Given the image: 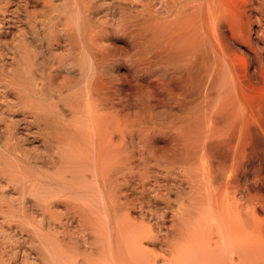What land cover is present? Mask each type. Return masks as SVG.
I'll use <instances>...</instances> for the list:
<instances>
[{"label":"bare ground","instance_id":"bare-ground-1","mask_svg":"<svg viewBox=\"0 0 264 264\" xmlns=\"http://www.w3.org/2000/svg\"><path fill=\"white\" fill-rule=\"evenodd\" d=\"M130 1L126 4L124 1L110 2L107 7L112 13L108 11L110 15L108 12L107 17L103 15L106 19L100 22V27L90 18L93 10H88L96 5L94 0H65L64 13L57 16L58 20L45 21L43 17L46 15L43 14L40 17L43 18L42 30L35 28L32 31L36 36L32 38L38 43L31 42L38 49L36 47L31 52L30 60L27 58L29 62L26 59L29 55L24 56L28 67L23 70L28 69L32 81H28L31 85H26L27 95L39 99L35 104L31 103L33 117L35 115L40 121L43 115H47L42 123L46 130L39 135L42 134V139L53 144L59 152L58 159L54 158L53 152L38 153L36 159L45 161V165L51 162L53 166L69 170V175L58 174L51 182L48 181V185H52L54 190L84 194L89 191L87 187L94 186L101 213L107 220L113 225L126 222L123 233L128 238H124L123 250H127V257L114 255L110 242L109 255H100L102 260L99 264H104L107 259L115 264L159 262L142 247L143 238L152 234L149 235L142 222L129 219L128 210L123 212L126 215L119 211L124 209L123 204L126 208L129 204L130 207L138 205L132 197L128 198L129 194L127 196L123 188L140 189L141 192L147 187L152 188L155 185L150 183L159 181L160 173L162 177H170L171 174L172 180L168 178L170 184L171 181L174 183L173 178L176 180L175 210L169 205L170 198L166 201L174 210L173 219L179 224L181 237L178 238L183 237V240L178 239L177 253L167 261L169 264H264V233L260 235L258 229L256 234L250 232L254 230H250L254 221V228H259L256 220L259 218H254L253 211L251 217L245 215L246 210L243 213L242 204L248 199L244 198L241 204L245 194L239 182L240 158L247 152L253 137L257 136H253V131L260 90L257 91V86L250 81L255 72L249 74L248 64L253 62L248 63L247 57L238 52L243 49H239L243 42L247 44V51L254 49L253 33L261 31L256 38L264 39V14L259 16V24L254 28L240 0H156L155 3L145 0L140 6L135 0ZM114 10L119 12L118 15L113 13ZM119 41L123 44L119 45ZM21 48L19 50H23ZM261 60L262 64L264 61ZM121 64L125 68L120 73ZM257 71V75L264 79V70L259 68ZM73 95H78L75 101ZM43 98H57L56 101L66 98L69 103H61L69 107L65 110L67 114L61 112L64 110H60L61 105L60 108L57 105L47 109L56 101L54 99L50 103L47 100L49 104L46 106L47 101L44 105L41 102L44 100H40ZM48 112L53 117L61 116L58 117L60 121H55L65 122L58 123L61 126L54 130H47L48 120H51ZM38 126L36 128L39 129ZM67 145L69 148L65 153L67 150L63 148ZM67 157L68 161L65 160ZM90 168L94 176L91 175L93 180L89 186L88 182L85 183V171ZM153 173H159L158 179L151 181ZM166 177L162 180L166 181ZM159 183L158 187L164 185ZM157 191L160 190L156 189L155 193ZM119 192L127 198L124 195L125 199H120L122 194ZM162 192L155 196L164 195ZM138 206L140 209L142 205ZM139 211L143 214L142 208ZM174 220L172 222L175 223ZM42 240L45 245V240ZM43 241L40 242L43 244ZM9 243V240L5 242V248ZM62 248L58 252L54 250L60 255V258L56 256L61 264H72L77 256L86 255L85 250L67 255ZM7 250H0V264L22 262L18 245L10 254Z\"/></svg>","mask_w":264,"mask_h":264},{"label":"rangeland","instance_id":"rangeland-1","mask_svg":"<svg viewBox=\"0 0 264 264\" xmlns=\"http://www.w3.org/2000/svg\"><path fill=\"white\" fill-rule=\"evenodd\" d=\"M94 1L96 5L88 9L89 12H92L93 10V13H90V18L92 20L94 19L93 24L94 23L95 25L100 24L101 27L100 22H103L106 19L105 17H107V14L109 12L112 13L111 10H109V8L107 7V5L110 4V2H114L115 4H117L116 1L117 2L121 1L122 3L124 1V3L125 2L129 3L130 0H126V1L125 0H94ZM135 1L137 2L138 6H140L142 2L143 3L146 2L145 0H135ZM151 1H153V3L157 2L156 0H150V2ZM64 3L65 0H0V68H1L0 69V111H1L0 112V248H1L0 250L2 251V249H6V250L8 249L6 252L10 254L14 250V248L18 245L21 248L20 259L22 261V262L19 261L20 263L18 264L21 263L22 264H61V260L59 259L60 255L57 253L58 252L57 250L59 248L61 250L62 247L64 248L65 251H67L66 253L67 255L68 254L75 255L77 250L81 252H84L85 250L84 253V255L86 254L85 257H82L81 255L77 256L74 262H72V264H99V260H102L99 259L101 258L100 255L102 254L105 256L109 255L108 253H109L110 242H112L113 244L114 255H116L117 257H119L120 255L122 257L119 258H124L127 257L125 256V254H128L127 250H123V245L125 240L124 238H128L127 234L123 233V230H125L127 227L126 222H122V224H118V225H113V222L107 220L106 215H104V213L103 214L101 213L103 211L100 209L101 204L100 202H98L99 200H98L97 191L96 189H93L95 188L94 186L93 187L90 186V182H92L93 180L92 177L94 176V174H92L93 173V170H91L92 168L88 169L89 170L88 172L85 171L87 175L85 183L88 182L90 188L89 187L86 188V190L89 189V191L87 190L88 193L85 191V189H83V192H86L87 194L69 192L67 190H63L64 192H66L64 193L62 190L60 191L54 190L52 185H48V181L52 180L54 177H57L58 174L69 175V170L66 168L53 166L54 164L53 163L51 164V162L50 163L48 162L47 165H45L46 164L45 161L42 160L40 161L39 160L40 158L36 159V156H39V154L44 155L47 152L49 153L53 152L52 154L54 155V158L58 159L57 154L59 152L58 150L54 149L55 146L53 144L51 145V143L49 142L46 143L42 139L43 137L42 134L41 136L39 135V133H43V131L46 130L44 126L42 127V123H44L43 120H45L44 116L46 118L47 115H43L45 114L43 113L42 119H40V121L36 120L35 115L33 117L34 114L32 110L33 104L38 102L39 99L36 96L35 98L33 96L34 99L31 97L32 95L28 96L29 95L28 86L32 84L31 83L32 81L30 79L31 76L27 71L28 69L27 70L25 69L26 71L23 70L24 67L25 68L28 67L27 65L25 66L24 56L29 55V57L27 56L26 59L31 58L30 57L31 52L34 49L36 50L37 47L32 43L34 41L36 42V44L38 43L37 42L38 40L36 41V39L35 40L33 39L36 36L34 33L32 34V31H35V28H37L36 30L40 28L39 31L42 30L41 28H43V25L41 24L43 23V18L44 19L46 18L45 21L48 22L50 20L52 21L58 20L57 16L62 15V13H64V9H65ZM47 4L50 5L48 6ZM240 4L244 8V12L246 13L247 18H249L250 20L252 19L251 25L254 28H256L257 25L259 24L257 22V19L259 18L260 15L264 14V0H240ZM57 8L63 10L60 12V9L56 10ZM55 12L57 15L55 14ZM106 12L108 13L106 14ZM113 13H116V15H118L119 12L114 10ZM43 14H45L46 16L40 18L41 16H44ZM48 14L49 16H47ZM52 14L55 15L52 16ZM103 15L106 16L104 17ZM39 22L41 23L39 24ZM34 23L36 24V27H33ZM19 30L21 31V33ZM260 32L261 31H258L257 33H253L252 35L253 44H254V49L252 51L250 52L247 51L248 47L246 46L247 44L244 42L241 44V46H239V49L240 48L243 49L238 50L240 54L247 57L245 58L248 60V63H250V61L253 62V64L251 65L248 64L249 67L248 70L251 71V72L249 71V74L255 72L254 76L252 75V77H250V81L254 86L255 85L257 86L256 87L257 91L260 90V92H258L259 97L257 101L259 106H257V114L255 111L256 121H254V129L256 131V134L255 131H253L254 132L253 136L257 135L258 137L255 136L257 140H255V138L253 137L250 147L246 149L247 152H244L240 158L239 182L242 187V191L244 192L243 194H245L243 195L244 197L242 196L241 198V204L245 201L244 204H242L243 213L245 214L246 212L245 215L247 216L249 215L250 217L255 213L253 215L254 218L256 219V216L257 218H259L256 219L258 221V224L257 222L256 224L260 225L259 228L258 226L256 227V229L254 228L256 226L254 221L253 223L254 227H252L251 225L252 228H250V230L251 229L254 230L251 231L249 230V231L254 234L261 231L260 235H262L264 233V229H263L264 228V79H262L259 76L260 74L257 75L256 73L258 72L257 70H259V68L260 71L264 70V68H262V66L264 67L263 65L264 62H262V64L259 62L261 59H262L261 61H264L263 59L264 39L262 38L258 40L256 38L257 34ZM23 37L24 39L20 40ZM16 39L19 40L20 42L17 41ZM22 41L23 43H21ZM121 43L123 44L122 41H119L118 44L120 45ZM18 44H20L19 47ZM27 44H29V47ZM20 47H22L21 49L23 50H19ZM25 49H27L30 52L27 54L26 52L28 51ZM17 52H19L18 54H21L23 56L18 55ZM244 53L247 55H244ZM252 55H255V57H257L258 59L255 58L254 56L252 57ZM259 56L261 59L259 58ZM19 57H22L24 61L22 58L19 59ZM29 60L27 62H29ZM18 67L20 68V70H18L19 69ZM124 68L125 66L121 64L119 66V72L120 71L123 72ZM14 73H15V78H13ZM255 76L259 77L257 79L258 81L256 80L257 77ZM17 82H19V84ZM23 85L24 86L28 85V86L23 87ZM261 90L263 91L261 92ZM23 92H25L24 93L25 97L23 96ZM74 96L75 98H73ZM76 96L78 97V95H73V97L71 96L74 99V101L76 99ZM71 97L68 98L66 97V98L69 99ZM133 97L135 99V95H133ZM29 98L33 100L31 99L29 100ZM66 98H62L66 102L62 101V99L60 100L58 99L59 101H56L57 98H54L56 104L54 101H53L54 103L52 102V100L54 99L49 100V98L48 99L43 98L40 100H44L41 101L42 104L44 105H45V101L47 100H49L50 103L52 102L53 105L50 106L48 105L49 101L46 102V106L48 105L47 109H51L52 106L54 108V106L58 105V108H60L63 106L64 103L65 105H67V103L69 102H67ZM73 99H71V101L70 100L68 101L73 102ZM26 102L33 104L30 105ZM61 102H63V104ZM68 108H69L68 106L66 107L63 106L62 109L60 110L64 111V112L61 111L62 113L67 114L66 111L68 110ZM48 114H51L52 117L50 115L48 116L49 117L48 119L51 120H48L47 124L49 126L47 127V130H54L56 127H58V125L65 122V120L62 122H57L60 121V119H58V117H61L60 115H58L57 117L54 114L55 117H53L52 113L48 112ZM20 119H22L23 121ZM36 126H38L39 129L36 128ZM49 127H51L52 129ZM12 133L13 134L16 133V135H13ZM8 134L10 135L8 136ZM15 138H17L18 140L16 139L15 141ZM11 139H14V142ZM71 141L69 140L70 143H73V141L72 142ZM255 143L257 144V146ZM64 148L63 150L65 151L67 150L65 152L67 153L69 145L65 146ZM249 150L252 152V154ZM90 157L91 155L88 157V159H90ZM67 159L68 157L65 158V160ZM91 160L89 161L91 162ZM65 171H67L68 173ZM158 174L159 173L154 175L153 173L151 177H153V175L154 177L153 178L150 177V180L151 181L154 180V178H156ZM160 174L158 176L159 181L161 179L160 182H163L165 186L161 183L163 185L162 186L159 183V181L156 180V182H158L159 185L162 187H158V183L156 184V182L154 183L152 182L150 184H154L155 186H152V188L149 189L147 187V190L145 188V190L143 191H145L146 194L145 192L142 193L143 191L141 192L140 189L139 190L137 189L128 190L124 188L122 189L124 193H127L126 194L127 196L129 194L128 197L129 199L131 197L133 198L132 201L134 200L133 202H135L136 205L137 204L138 205L141 204L142 206L144 205L143 207L145 208V211L142 206L140 207L143 209L142 212L143 214L145 213V215H143L141 211H139L141 208L139 209L138 208L139 206L138 205L134 206V204L133 205L131 204L132 205L131 207L129 206L130 204L127 205L128 208H126V206L123 204L124 209H122L121 212L119 211V213L121 214L123 212L126 213L129 211L128 212L130 213L128 214L129 219L137 220L143 223V227H145L150 232L149 235L152 234V236L150 235L149 237H147L148 236L147 235L146 236L147 238L143 236L145 239L143 238V241H141L143 245L142 247L143 248L145 247L144 250H147L148 253L155 256L156 262H158L159 259V262L157 264H162V263L169 264L170 262L167 261H170L171 256L177 253L175 250V246L178 249V245H176L177 241L183 240V237L178 238L181 237L180 233L178 232L179 224L177 220H174L175 208L173 204L176 206V201H175L177 195L175 191L176 180L173 178L174 183H172L171 181L170 184L169 182L170 180H172L171 174L170 177H168L169 175H164L165 177L167 176L166 181H168V178H170L168 182L162 180L165 179V177H162ZM88 176H90V178ZM158 177L156 179H158ZM164 181L166 182V184ZM167 187L169 188V190L167 189ZM156 189L160 190L161 192L163 190L162 194L164 195L168 192L167 196L166 195L161 196V194L159 196L158 195L155 196V194H158L160 192L157 191V193H155ZM164 189H167V191H164ZM118 194L119 195L122 194V197L121 195L119 197L120 199L122 198L125 199V197L127 198V196L123 193L119 192ZM91 197H93L94 200ZM141 197H143L144 200L140 201L139 199H143ZM167 198L168 199L170 198V201L168 202L169 205H171L174 208V210L171 209V206L169 207V205H167L168 204V202L166 201ZM244 198H247L248 200L246 199L244 200ZM87 199L90 200L87 201ZM95 199L97 201H95ZM164 200L166 201V204ZM242 200L244 201L242 202ZM81 201L82 202L84 201V203L86 201L87 204L86 203L84 204ZM247 201L249 202L246 203ZM141 202H143L144 204ZM247 205H250V208ZM245 207L249 208V210L251 209L250 212L253 211L254 213L252 212V214L250 215L249 210L244 209ZM161 213L163 215H161ZM170 213L173 214L170 215ZM158 215H160V217ZM172 215H174L173 216L174 219ZM132 217H135L136 219ZM169 217L172 220H170ZM173 220L175 221V223L172 222ZM249 220L251 219L249 218ZM249 220L248 222H250ZM173 224L176 226H174ZM255 230H257V232H255ZM154 233L155 236L157 235L158 237H155L153 235ZM5 238H7V240ZM42 239L45 240V245ZM8 240L10 241V243L8 245V248H5V242ZM39 240L43 241V244ZM181 242L182 241H180V243ZM54 250L57 251V252L55 251L57 254L54 253ZM81 259L83 261H81ZM104 264H115V263L114 262L112 263V261L107 259L104 261Z\"/></svg>","mask_w":264,"mask_h":264}]
</instances>
